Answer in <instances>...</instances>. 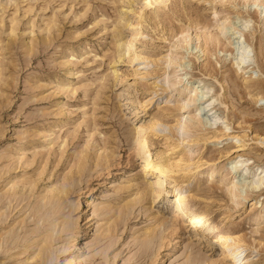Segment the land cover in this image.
<instances>
[{
	"label": "rangeland",
	"instance_id": "374dc122",
	"mask_svg": "<svg viewBox=\"0 0 264 264\" xmlns=\"http://www.w3.org/2000/svg\"><path fill=\"white\" fill-rule=\"evenodd\" d=\"M134 1L0 0V264H234L216 242L222 232L243 238L252 264H264V187L229 193L246 183L230 174L233 163L264 168V0ZM247 21L255 60L240 69L232 32ZM198 80L215 109L198 101L180 110L193 96L188 81ZM181 117L203 124L183 137ZM139 134L154 157L180 164L156 203H138L148 186L161 190L135 146ZM104 153L107 165L97 160ZM176 189L216 230L185 213L179 221ZM53 195L64 200L51 203ZM161 217L178 219L177 234L159 231ZM152 227L162 235L147 251L142 235Z\"/></svg>",
	"mask_w": 264,
	"mask_h": 264
},
{
	"label": "bare ground",
	"instance_id": "6f19581e",
	"mask_svg": "<svg viewBox=\"0 0 264 264\" xmlns=\"http://www.w3.org/2000/svg\"><path fill=\"white\" fill-rule=\"evenodd\" d=\"M136 1V0H135ZM134 1V2H135ZM143 2L145 1L146 3V6L147 7H149V5L151 6V5H153V4H155V3H153L154 1L155 2H157V1H161V2H163L164 3V0H142ZM130 2H132V1H130ZM160 2V3H161ZM159 3V4H160ZM132 4V3H131ZM130 4V5H131ZM133 5V4H132ZM263 5V11H260V12H262V14H264V3L262 4ZM155 6V5H154ZM161 6V5H160ZM226 6V5H225ZM144 7V6H143ZM126 16V15H125ZM123 19V18H122ZM122 21V20H121ZM123 23V22H122ZM222 23V22H221ZM244 24L243 25H241L240 27L241 28H239V29H236L234 32H232L233 33V35H234V41H233V44H232V50H233V56H234V60H235V64L240 68V69H244L245 67H248V66H250V65H252V63L254 62V60H255V58H254V48H253V46H251L249 43H248V41L246 40V37H245V35L243 34V32L244 31H246L248 28H249V22L247 21V22H243ZM130 25V24H129ZM133 25V24H132ZM225 24L224 23H222L221 25H219L218 26V28H217V30H220L222 33L225 31ZM49 28V27H48ZM209 30H211V29H209ZM206 31V30H205ZM209 32V31H208ZM222 33H220V34H222ZM136 34V33H135ZM185 35V34H184ZM183 35V36H184ZM186 36V35H185ZM184 36V37H185ZM217 41V43L218 44H220V42H221V40L220 39H217L216 40ZM115 42V41H114ZM132 42V41H131ZM186 42V41H185ZM132 48V47H131ZM134 49V48H133ZM202 51V50H201ZM206 52V51H205ZM204 53V52H203ZM115 54V56L117 55L116 53H114ZM124 54V53H123ZM122 54V55H123ZM205 56H206V54H204ZM115 56L113 57V58H115ZM172 56V55H171ZM112 58V59H113ZM122 58V57H121ZM172 58V57H171ZM170 58V59H171ZM135 60H141V61H145V63H142V64H146V59L144 58V57H142L141 55H138V56H136L135 58H134ZM117 60V59H116ZM115 61V59H113V62ZM134 61V60H133ZM172 61H174V60H172ZM175 62V61H174ZM151 63V62H150ZM171 63V62H170ZM177 63V62H176ZM172 65V64H171ZM181 66V68H182V70H184V69H186L185 67V65H183V64H181L180 65ZM111 68V67H110ZM187 70V69H186ZM113 72V71H112ZM211 75V74H210ZM185 76H186V74H185ZM192 79V78H191ZM169 82V81H168ZM170 83V82H169ZM188 84L190 85V87L192 88V90H191V93L193 94V96L191 97V99H190V101L189 102H187V103H182V105L180 106V110H182V111H186V109L192 104V103H196V102H203L204 101V103H203V105H206V104H208L207 106H205L203 109H204V111H206L205 109H208V108H211V107H213L214 106V101H212L213 100V96L212 97H209V95H210V93H211V89L208 87V85H206L205 84V82L204 81H201V80H198L197 82H195V83H191V82H189L188 81ZM169 85V84H168ZM157 86V85H156ZM76 92V91H75ZM187 101V100H186ZM181 102V101H180ZM215 109V107H213L211 110H209V112H211V111H213ZM201 110V109H200ZM183 117V116H182ZM180 118V120H179V122H178V128H177V131L179 132V133H181L182 134V136L184 137V135H186V136H188L189 138L192 136V134H191V130L194 128V129H196V130H198V127H199V125H201V124H203V123H201V122H199V121H197V120H195V119H191V120H184L183 118ZM167 118V117H166ZM215 120H217V118L215 117ZM157 123H154L152 126H151V129H152V131H155L156 132V130L158 129V127H162V122H158V121H156ZM213 122H214V120L213 119H210V122H207L206 123V125H213ZM215 125V124H214ZM213 125V126H214ZM164 126V125H163ZM53 128V127H52ZM141 129H143V128H141ZM54 131V130H53ZM137 133V132H136ZM138 133H139V131H138ZM147 133V132H146ZM143 134V133H142ZM158 133L156 132V135H157ZM160 134V133H159ZM170 138V137H169ZM201 137H198L197 139H200ZM167 139V138H166ZM193 141V140H192ZM199 141V140H198ZM203 141H204V139H203ZM205 141H207V140H205ZM210 141V140H209ZM28 143V142H27ZM193 145V144H192ZM135 146L137 147V149H138V153H139V155L140 156H142V158H143V160L145 161V168L146 169H149L150 170V168H152V171H153V173H155L156 175H157V177H159V181H157V182H159L158 184H159V186H160V188H161V190L160 191H155L154 189H153V186L151 187V189L149 188V186H148V190L150 189L151 191H145V193L144 194H142V196L140 197V199L138 198V203H142V202H146V200H147V198L150 196L152 199H153V201H155V203H156V201L157 200H159L160 198H161V196H162V194H163V190H165V183L169 180H171L172 178L170 177V175L171 174H173V173H175V168L176 167H180V164H178V165H173L172 163H170V161L168 160V159H166V158H162V156L160 157L159 155H156L155 157L153 156V154L151 153V150H150V148H151V146H150V144H149V141H148V138H146V136H144V135H138V136H136V140H135ZM105 151V150H104ZM236 151H240V150H236ZM106 152V151H105ZM87 154V153H86ZM35 155H37V154H35ZM104 157H103V156ZM101 156L103 157H97V160L98 159H101V161H102V163H103V160H104V163H105V165H107V164H109L108 162H110V161H108V160H110V158L109 157H107V156H105V153L104 154H102ZM78 156V155H77ZM80 156V155H79ZM83 156V155H82ZM82 156L80 157V159H82ZM86 156V155H85ZM89 156V155H88ZM108 156H111L112 157V154L110 155V154H108ZM5 157H7V156H5ZM242 157V156H241ZM36 158V157H35ZM88 158L89 157H85L84 159H87L88 160ZM182 158V157H181ZM90 159V158H89ZM103 159V160H102ZM22 160V159H21ZM79 161V160H78ZM77 161V162H78ZM86 161V160H85ZM184 162L185 160H181V162ZM81 162V161H80ZM80 162H78V163H80ZM97 162H100V160L99 161H97ZM182 162V163H183ZM77 163V164H78ZM84 163V162H83ZM83 163H81V165H83V168H81V166L79 165V170H78V172H79V174H77V172H76V176H78L79 178H80V176L82 175L83 176V174L85 173H83V174H80V173H82V171H84L85 170V164H88L87 162L85 163V164H83ZM101 163V162H100ZM103 163V164H104ZM184 163H186V161L184 162ZM15 164H16V162H15ZM14 164V165H15ZM32 164H34V163H32ZM31 164V165H32ZM102 164V166H105V165H103ZM190 164V163H189ZM11 165H9V167H10ZM30 166V165H29ZM78 166V165H77ZM87 166V165H86ZM98 166V165H97ZM185 166V165H184ZM190 166V165H189ZM9 167H7V168H9ZM12 167V166H11ZM14 167V166H13ZM17 167V166H16ZM16 167H14V168H12L11 170H14L15 171V169H17ZM75 167H76V165H75ZM95 167V166H94ZM77 168V167H76ZM75 168V169H76ZM4 169H6V168H4ZM78 169V168H77ZM84 169V170H83ZM88 168H86V170H87ZM8 170V169H7ZM9 170H10V168H9ZM180 170H181V168H180ZM179 170V171H180ZM73 171V170H72ZM71 171V172H72ZM75 172H73V173H75ZM176 172H178V171H176ZM183 172V171H182ZM188 172V171H187ZM187 172H184V173H187ZM43 173V172H42ZM233 173H235L234 175L236 176V174H238V173H240L241 174V176L243 177V178H245L244 180L246 181V183H244V185L243 184H237V182L232 186V188L229 190V193H231V195L233 196L232 197V199L233 198H236L237 196L235 195V192H237L238 191V187L241 185V186H243L244 188H247V189H249V190H259V189H261V188H263L264 187V168H257V170H253L252 171V168H250V167H248V162L247 161H239V162H235V163H233L232 165H231V172H230V174H233ZM1 174V173H0ZM72 174V173H71ZM73 175V174H72ZM178 175V174H177ZM176 175V176H177ZM40 176H42L41 174H40ZM74 176V175H73ZM81 176V177H82ZM27 177V176H26ZM156 177V178H157ZM173 177V176H172ZM0 178H2V177H0ZM68 179L69 178H72V176H70L69 175V177H67ZM65 179L66 180V182H68V179ZM74 178V177H73ZM72 178V179H73ZM77 178V177H76ZM76 178L75 179H73V181L75 182V180H76ZM79 178H77V179H79ZM171 178V179H170ZM181 178V177H180ZM26 179V178H25ZM163 179V180H162ZM182 179V178H181ZM173 180V179H172ZM177 180V179H176ZM30 181V179L27 181V182H29ZM34 181V180H33ZM175 181V180H174ZM26 182V181H25ZM27 182H26V185L24 186V187H27ZM35 183H37L36 181H34ZM33 182V183H34ZM70 182H71V180H70ZM176 182V181H175ZM183 182V181H182ZM171 183V182H170ZM17 184V183H16ZM15 184V185H16ZM67 184H70V183H66V186H68ZM21 185V184H20ZM20 185H17V187L18 186H20ZM72 184H70V187H72L71 186ZM181 185V184H180ZM185 185V184H184ZM29 186H31V185H29ZM34 186V185H33ZM65 186V187H66ZM14 187H16V186H14ZM16 187V188H17ZM20 187H22V186H20ZM70 187H69V189H70ZM147 187V186H146ZM156 187V186H155ZM176 187V186H175ZM23 188V187H22ZM57 188V187H56ZM142 188V187H141ZM156 188H158V187H156ZM20 189V188H19ZM66 189H67V187H66ZM66 189H64L63 188V190L61 191V193L62 192H67L68 193V190H66ZM33 190V189H32ZM55 190V189H54ZM57 190V189H56ZM181 190V189H180ZM17 191H19L18 189H16V191L14 190V191H11L12 192V196H14V199H15V197H20V195H18L17 196V194H18V192ZM24 191V190H23ZM22 191V192H23ZM58 191V190H57ZM21 192V191H20ZM21 192V194H23ZM56 192V191H55ZM59 192V191H58ZM69 192H70V190H69ZM251 192V191H250ZM32 193H33V191H32ZM31 193V194H32ZM51 193H54V191H52ZM51 193H50V195H51ZM60 192H59V194H61ZM175 193V195H174V206H175V214H177L176 215V217L179 219V221H180V214H182V213H185V214H188L189 216H190V222H191V224H193V225H202V226H204V227H206L207 228V230L208 231H211V230H216V227L214 226V225H212L211 224V220L208 218V216L206 215V212H204V211H202V208H200V207H190L191 206V203H190V200H189V198H188V196L186 195L187 193H185L184 191H179L178 189H176V191L174 192ZM9 194H10V192H9ZM20 194V193H19ZM26 194V193H25ZM58 194V195H59ZM24 195V194H23ZM49 195V196H50ZM55 196H56V194H54ZM53 195V196H54ZM57 195V196H58ZM65 195V194H64ZM230 195V194H229ZM230 195V196H231ZM25 197H26V195H24ZM28 196V195H27ZM55 196L53 197V200L55 199ZM56 196V197H57ZM66 196H67V194H66ZM25 197H24V199H25ZM48 197V196H47ZM51 197V196H50ZM149 197V198H150ZM198 197V196H197ZM203 197V196H202ZM9 198H10V196H9ZM62 198V197H61ZM61 198L60 199H56V201H60L61 200ZM17 199V198H16ZM22 198H20V200H21ZM48 199H50L49 197H48ZM51 199H52V197H51ZM151 199V200H152ZM53 200H50L51 201V203L53 202H56L55 200L53 201ZM62 200H64V196H63V198H62ZM49 201V200H48ZM234 201H235V199H234ZM62 202V201H61ZM61 202H59V203H61ZM135 204L137 203V201H133ZM50 203V202H49ZM149 204V203H148ZM60 205V204H59ZM132 205H133V203H132ZM54 206V205H53ZM52 206V207H53ZM47 208V207H46ZM124 208H126V206L124 207ZM153 208V207H152ZM127 209V208H126ZM49 210V209H48ZM132 210V209H131ZM152 210V209H151ZM51 211V210H50ZM129 211V210H128ZM127 211V212H128ZM52 212V211H51ZM121 212H122V210H121ZM49 214H50V212H48ZM129 213V212H128ZM126 214V213H125ZM124 214V215H125ZM155 215V214H154ZM48 216V215H47ZM119 216H120V214H119ZM126 216V215H125ZM127 216H129V215H127ZM7 217V216H6ZM151 217V216H150ZM123 218H124V216H123ZM47 219V218H46ZM126 219V218H125ZM158 219V218H157ZM157 219H155L156 220V222H157V228H160V230L159 231H161V229H166V226H168V230H170V231H172L173 233H171V234H173V235H175V234H177L176 233V229L179 227V221H178V219L176 220H174V219H172L171 221H169V220H165L163 217H161L159 220H157ZM258 219L259 220H261V219H263V216H259L258 217ZM3 222H2V220H1V217H0V224H2ZM67 223V222H66ZM122 223V222H121ZM64 225V224H63ZM115 225H117V224H115ZM2 226V225H1ZM181 228V227H180ZM185 228V227H184ZM168 230H167V232H168ZM220 230V229H219ZM165 231V230H164ZM163 231V232H164ZM230 231V230H229ZM108 233H110V232H108ZM107 233V234H108ZM158 233L159 232H157V229L156 228H150L149 230H147L146 231V233L144 234V235H142L143 236V238H146L145 240H143V243H144V245H143V243H142V245H143V247L145 248L146 246L148 247L150 244L152 245V243L154 242L155 243V241H156V238H158V240H159V237H158ZM207 233V232H206ZM214 233V232H213ZM160 234V233H159ZM8 235V234H7ZM6 235V236H7ZM12 235V234H11ZM11 235H9V236H11ZM160 235H162V234H160ZM159 235V236H160ZM13 236V235H12ZM12 236H11V238H12ZM145 236V237H144ZM5 237V236H4ZM14 237H15V235H14ZM7 238H8V236H7ZM6 238V239H7ZM10 238V239H11ZM161 238H163V237H161ZM216 238V242L217 243H219V244H221V246L223 247V249H225V252H228V255H227V257H229V258H231V260L233 261V263L234 264H252V261H253V258H252V256L250 255V254H248V249H247V247H246V244L244 243V240H243V238H241V237H239V236H237V235H233L232 236V234H228V233H224V232H222V233H218V235L215 237ZM14 239V238H13ZM15 240V239H14ZM43 242L45 243V245L46 246H44L43 247V249L41 250V253H38V254H41V255H43L44 253L43 252H45V254L48 252V249H47V245L48 244H50V242H51V240H52V237H49V235L44 239L43 238ZM141 240V241H142ZM155 240V241H154ZM13 241V240H12ZM16 241V240H15ZM139 241V240H138ZM8 242V240L5 242V243H7ZM43 242L41 243L40 242V244H43ZM9 243H10V241H9ZM153 243V244H154ZM160 243V242H159ZM14 244H15V242H14ZM13 244V245H14ZM38 244V243H37ZM52 244V243H51ZM10 246H11V243L9 244ZM36 245V244H35ZM44 245V244H43ZM156 245V244H155ZM6 246H8V244H6ZM28 246V245H27ZM34 245L32 244V245H30L28 248H27V251L26 252H28L32 247H33ZM37 246V245H36ZM35 246V247H36ZM51 247H52V245L49 247L50 249H51ZM146 247V248H147ZM6 248V247H5ZM9 248V247H8ZM39 249V251H40V248H38ZM146 250V249H145ZM149 250V247H148V249H147V251ZM12 251V250H11ZM31 251V250H30ZM43 253V254H42ZM64 253V252H63ZM37 254V253H36ZM37 254V255H38ZM52 255V254H51ZM223 255V254H222ZM40 256V255H39ZM47 257H48V254L46 255ZM225 256V255H224ZM53 257V256H52ZM40 258H42L41 259V261L44 259V260H46L45 258H43V256H41ZM197 258H198V256H197ZM255 259V258H254ZM48 260V259H47ZM53 260V259H52ZM196 260V259H195ZM195 260H193L192 262H194ZM29 261V260H28ZM27 261V262H28ZM37 261V260H36ZM190 261V260H189ZM198 261H200V259L198 260ZM198 261H196V263L198 262ZM44 262V261H43ZM155 262V261H154ZM46 263V262H45ZM49 263V262H48ZM210 263V262H209ZM214 263V262H213ZM71 264H74V262L72 261L71 262ZM189 264V263H188ZM212 264V263H211ZM215 264V263H214Z\"/></svg>",
	"mask_w": 264,
	"mask_h": 264
}]
</instances>
